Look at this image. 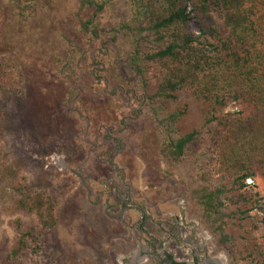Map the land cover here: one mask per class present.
<instances>
[{
    "label": "rangeland",
    "instance_id": "rangeland-1",
    "mask_svg": "<svg viewBox=\"0 0 264 264\" xmlns=\"http://www.w3.org/2000/svg\"><path fill=\"white\" fill-rule=\"evenodd\" d=\"M188 7L194 44L221 52L210 101L189 88L150 101L162 75L143 58L135 0H0V264H158L154 241L177 264H264V175L254 160L243 188L217 159L218 138L233 140L224 125L250 123L264 0L244 3L253 32L232 45L236 68L219 7ZM193 132L173 158L170 139ZM216 186L222 231L198 200ZM35 194L51 202L53 226L32 210Z\"/></svg>",
    "mask_w": 264,
    "mask_h": 264
},
{
    "label": "trees",
    "instance_id": "trees-1",
    "mask_svg": "<svg viewBox=\"0 0 264 264\" xmlns=\"http://www.w3.org/2000/svg\"><path fill=\"white\" fill-rule=\"evenodd\" d=\"M162 1V7L158 8L156 2ZM192 0H135L136 22L142 26L141 30L136 29V35H141L140 40L147 43L151 52L144 55L147 62L157 63L161 70L162 79L157 87L155 94L150 98L154 100L174 99L175 93L185 88L192 90L197 99L210 101V91L208 86L212 83L207 80L209 73L216 66L221 65L222 57L218 46L210 45L211 49L197 47L192 35L188 31L190 13L188 4ZM203 9H208V4L212 3L219 7L223 13V25L219 28L227 35L221 42L228 57H233L234 68L240 58L232 45L236 42L245 44L249 33L253 32V27L243 6L246 0H198ZM101 8V7H100ZM250 25V27L247 26ZM198 42V41H197ZM236 61V62H235ZM236 70V69H235ZM210 79V78H208ZM259 88L252 86L244 91L252 109L248 112L250 123L244 119L241 123H226L224 126L229 130L233 140L220 136L218 142L217 159L226 166L239 174L235 178V183L241 182V187H245L244 181L254 177L253 163L261 169L264 175V75L261 79ZM232 88V86L230 85ZM251 96V97H250ZM217 98V95H214ZM216 103V101H213ZM183 112L170 114L161 119V123L176 120ZM196 133L184 135L177 140L170 139V146L173 148V158H179L183 154L185 147L190 144ZM225 186H216L211 189L201 190L198 200L203 210L204 216L216 229L222 231L220 224L223 214L222 195ZM44 195L35 194L29 197V202L33 205L32 210L39 218L42 227L53 226V214L51 213V202L43 197ZM21 246L26 244L19 240ZM20 249V248H19ZM16 250L14 253H17Z\"/></svg>",
    "mask_w": 264,
    "mask_h": 264
},
{
    "label": "flooded vegetation",
    "instance_id": "flooded-vegetation-1",
    "mask_svg": "<svg viewBox=\"0 0 264 264\" xmlns=\"http://www.w3.org/2000/svg\"><path fill=\"white\" fill-rule=\"evenodd\" d=\"M155 246H156V244H155V241H154V242H152V244H150L149 251L151 252V255H153L155 258L158 259L157 260L158 264H177V263H175L176 261H172V258L169 259L165 255L162 256V254L156 253V247ZM208 263H210V262H208V260H207L206 264H208ZM215 264H219V263H215Z\"/></svg>",
    "mask_w": 264,
    "mask_h": 264
}]
</instances>
